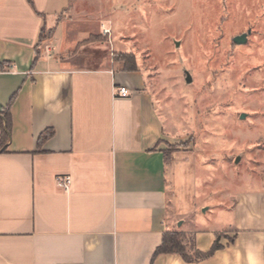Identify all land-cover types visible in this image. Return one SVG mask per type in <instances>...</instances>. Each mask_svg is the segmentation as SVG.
<instances>
[{
  "label": "crops",
  "instance_id": "0c3cea01",
  "mask_svg": "<svg viewBox=\"0 0 264 264\" xmlns=\"http://www.w3.org/2000/svg\"><path fill=\"white\" fill-rule=\"evenodd\" d=\"M70 4L0 0L5 131V111L10 119L0 149V264H264V178L226 205V223L196 224L195 150L179 146L167 161L169 136L145 71L76 49L79 37L61 19ZM43 29L53 33L41 43ZM58 176L71 177L68 189ZM169 232L185 235L191 256L218 237L221 248L191 261L155 255Z\"/></svg>",
  "mask_w": 264,
  "mask_h": 264
},
{
  "label": "rangeland",
  "instance_id": "374dc122",
  "mask_svg": "<svg viewBox=\"0 0 264 264\" xmlns=\"http://www.w3.org/2000/svg\"><path fill=\"white\" fill-rule=\"evenodd\" d=\"M70 5L61 19L79 37L76 49L97 48L116 68L132 57L148 77L167 150H195L194 222L226 223V205L264 178V0ZM249 30L247 43L233 41Z\"/></svg>",
  "mask_w": 264,
  "mask_h": 264
},
{
  "label": "trees",
  "instance_id": "16d2710c",
  "mask_svg": "<svg viewBox=\"0 0 264 264\" xmlns=\"http://www.w3.org/2000/svg\"><path fill=\"white\" fill-rule=\"evenodd\" d=\"M52 33H53V30H49V31L46 32V30L43 29L41 31V34H40V42L42 43L43 41H45L46 39L51 37ZM122 69L123 70H135V69H137L134 59L132 57H130V56H125L123 58ZM3 114H4V116H5L6 120H7V130H9V128H10V119H9V116H8V112L5 111ZM0 124H1V126L3 128V136H2V138L0 140V149H1V148H3V146L8 141V134L4 130L3 121L1 119H0ZM46 135L47 134H43L40 137V140H42L44 137H46ZM171 154H172V152H170L168 150L165 151V156L167 158V161L170 160ZM184 238H185V235L181 234V233H178V232L166 233L164 235L162 243L156 249L155 255H158L160 253H178L185 260L191 261L193 258L202 259V258L208 257L209 255L214 253L217 249L221 248V244L219 243L220 237H218L209 252L203 253V252H200V251L196 250L194 252L193 256H191L188 253V244L185 242Z\"/></svg>",
  "mask_w": 264,
  "mask_h": 264
},
{
  "label": "built area",
  "instance_id": "2783aa9c",
  "mask_svg": "<svg viewBox=\"0 0 264 264\" xmlns=\"http://www.w3.org/2000/svg\"><path fill=\"white\" fill-rule=\"evenodd\" d=\"M106 32H109V29L105 30ZM130 93L129 89L126 86H120L118 88V94L121 96H128ZM57 183L60 187H63L65 189H68L70 183H71V177L70 176H58L57 177Z\"/></svg>",
  "mask_w": 264,
  "mask_h": 264
},
{
  "label": "water",
  "instance_id": "95a60500",
  "mask_svg": "<svg viewBox=\"0 0 264 264\" xmlns=\"http://www.w3.org/2000/svg\"><path fill=\"white\" fill-rule=\"evenodd\" d=\"M251 32V30H249L248 32L246 33H243L241 35H237L233 38V41L236 43V44H245L247 43L248 41V34ZM177 45H179V42H177ZM192 81V77L190 75V73L188 71H186V82H191ZM242 118L246 117L245 114H242L241 116ZM4 124L6 126V120L4 119ZM6 132H7V129H6ZM205 211V210H204Z\"/></svg>",
  "mask_w": 264,
  "mask_h": 264
}]
</instances>
